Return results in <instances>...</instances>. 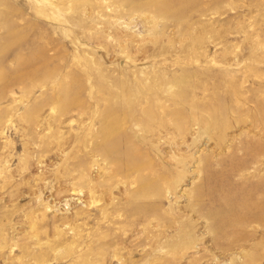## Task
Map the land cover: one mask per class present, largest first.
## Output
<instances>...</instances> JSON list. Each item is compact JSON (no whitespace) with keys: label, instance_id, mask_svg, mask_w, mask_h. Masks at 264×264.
Returning <instances> with one entry per match:
<instances>
[{"label":"rangeland","instance_id":"rangeland-1","mask_svg":"<svg viewBox=\"0 0 264 264\" xmlns=\"http://www.w3.org/2000/svg\"><path fill=\"white\" fill-rule=\"evenodd\" d=\"M0 264H264V0H0Z\"/></svg>","mask_w":264,"mask_h":264}]
</instances>
